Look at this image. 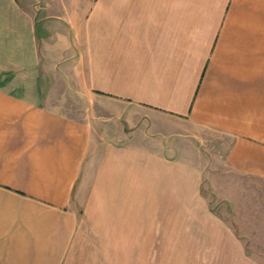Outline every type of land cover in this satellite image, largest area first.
<instances>
[{
  "label": "crops",
  "instance_id": "crops-1",
  "mask_svg": "<svg viewBox=\"0 0 264 264\" xmlns=\"http://www.w3.org/2000/svg\"><path fill=\"white\" fill-rule=\"evenodd\" d=\"M86 2L37 23L0 0V264L110 260L177 176L197 188L208 136L264 165V0Z\"/></svg>",
  "mask_w": 264,
  "mask_h": 264
},
{
  "label": "rangeland",
  "instance_id": "rangeland-1",
  "mask_svg": "<svg viewBox=\"0 0 264 264\" xmlns=\"http://www.w3.org/2000/svg\"><path fill=\"white\" fill-rule=\"evenodd\" d=\"M20 1L31 8L37 23L54 18L58 9L68 19L74 11L75 20L80 21L87 3ZM81 105H75L78 113ZM207 139L192 144L195 149L186 158L199 172L197 188L196 181L177 176L174 212L149 214L151 209L144 208L142 220L128 232L127 246L113 247L111 259L99 263L247 264L240 256H248L256 264H264V165L257 173L231 167L226 162L228 140L219 135Z\"/></svg>",
  "mask_w": 264,
  "mask_h": 264
}]
</instances>
